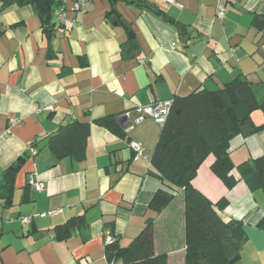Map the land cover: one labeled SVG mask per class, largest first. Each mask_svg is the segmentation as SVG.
Instances as JSON below:
<instances>
[{"label":"crops","instance_id":"obj_1","mask_svg":"<svg viewBox=\"0 0 264 264\" xmlns=\"http://www.w3.org/2000/svg\"><path fill=\"white\" fill-rule=\"evenodd\" d=\"M58 1L66 9L73 2ZM141 1L116 3L138 43L133 56L123 55L126 30L106 17L107 0H86L73 26L53 18L50 36L31 6L0 9V182L24 158L10 203L0 199V264H110L107 239L126 246L148 220L155 254L184 264L182 193L160 212L149 208L165 186L150 162L162 125L148 115L136 120L155 101L220 89L238 75L264 81V0H223L222 19L217 0ZM104 117L116 118L124 136L96 123ZM250 118L260 125L264 112ZM70 120L89 124L83 156L55 159L47 140ZM229 156L233 187L212 172V154L191 183L223 220L243 221L246 241L233 264H264V191L250 190V168H238L264 156V128L234 136ZM33 172L40 190L29 184ZM72 218L76 226L60 240L55 226Z\"/></svg>","mask_w":264,"mask_h":264},{"label":"trees","instance_id":"obj_2","mask_svg":"<svg viewBox=\"0 0 264 264\" xmlns=\"http://www.w3.org/2000/svg\"><path fill=\"white\" fill-rule=\"evenodd\" d=\"M107 1L109 8L105 13L106 17L126 30L123 55L133 56L138 43L129 23L117 11L116 3L124 1L143 7L144 1ZM0 4V9L11 4L31 6L48 36L54 31L55 9L64 8L58 0H0ZM77 13L80 12L74 13V17ZM77 22L76 20L75 24ZM255 109L264 112V81L253 83L243 75L236 76L220 89L201 88L187 96L172 99L150 157L152 167L160 179L165 181V186L153 194L149 208L160 212L179 192L182 193L184 264H233L239 259L246 241L243 221L234 218L223 220L215 205L191 181L200 164L212 154V172L227 188L235 185L236 180L229 175L234 168L229 156L230 140L238 134L249 135L264 128V122L254 125L251 121L250 114ZM96 123L118 136H124L122 127L114 117H104L96 120ZM88 134L89 124L70 120L48 138L47 146L55 159L67 156L81 158ZM23 160V157L18 158L2 173L0 199L4 201V205L11 201L15 174ZM241 167L251 170V174L245 179L248 188L264 191V156L246 160L238 165V168ZM263 223L264 217L259 225ZM76 224L77 219L72 218L62 225H56L54 231L57 238L62 240L68 237ZM152 224L148 220L141 232L126 246H121L118 239L107 242L104 251L108 263L167 264L166 253L154 252Z\"/></svg>","mask_w":264,"mask_h":264},{"label":"built area","instance_id":"obj_3","mask_svg":"<svg viewBox=\"0 0 264 264\" xmlns=\"http://www.w3.org/2000/svg\"><path fill=\"white\" fill-rule=\"evenodd\" d=\"M164 2H167L169 4H172L177 7H181L180 3L177 0H163ZM87 2L86 0H73L72 6L70 9H64L59 8L55 9L54 15L58 18V21L61 25H75V17L73 16L74 13L80 12L82 13L85 9ZM216 16L219 19H222L225 14V5L223 0H217L216 4ZM172 104V100H158L155 101L151 106L145 107L142 110V115H140L136 121H140L143 117L149 116L151 117L156 123L162 124L165 122L166 117L168 115L170 106ZM129 146L138 154L142 153L143 148L139 143L136 141H128ZM36 151H33V154H35ZM29 184L32 185L36 190L42 189V184L37 180L36 174L30 173L29 177ZM44 214H42L43 216ZM25 220H28L25 218ZM110 239H107V242Z\"/></svg>","mask_w":264,"mask_h":264},{"label":"rangeland","instance_id":"obj_4","mask_svg":"<svg viewBox=\"0 0 264 264\" xmlns=\"http://www.w3.org/2000/svg\"><path fill=\"white\" fill-rule=\"evenodd\" d=\"M55 18V17H54Z\"/></svg>","mask_w":264,"mask_h":264}]
</instances>
